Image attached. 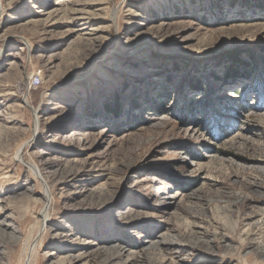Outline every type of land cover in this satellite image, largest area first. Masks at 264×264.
<instances>
[{"label":"rangeland","instance_id":"374dc122","mask_svg":"<svg viewBox=\"0 0 264 264\" xmlns=\"http://www.w3.org/2000/svg\"><path fill=\"white\" fill-rule=\"evenodd\" d=\"M0 5V264H264V0Z\"/></svg>","mask_w":264,"mask_h":264},{"label":"bare ground","instance_id":"6f19581e","mask_svg":"<svg viewBox=\"0 0 264 264\" xmlns=\"http://www.w3.org/2000/svg\"><path fill=\"white\" fill-rule=\"evenodd\" d=\"M0 7H1V5H0ZM29 82V81H28ZM25 102V101H24ZM27 104V103H26ZM21 153V150H19L18 151V153H17V158L18 159H20V156L18 155V154H20ZM33 169H35V171H36V174H37V176L38 177H40V174H39V172H38V169L35 167H32ZM43 199H44V207H43V209H42V214H41V218H42V220H43V223H45V221H46V219H47V217H48V212H47V209H48V204L50 203V197H49V195L48 194H45L44 196H43ZM14 237V236H13ZM17 240H16V238L14 237V239H13V242H16ZM36 245L35 244H31V243H29L28 245H27V247H25L26 248V250H25V253H26V258H25V262H24V264H32V259H33V254H34V252H36V247H35Z\"/></svg>","mask_w":264,"mask_h":264},{"label":"built area","instance_id":"2783aa9c","mask_svg":"<svg viewBox=\"0 0 264 264\" xmlns=\"http://www.w3.org/2000/svg\"><path fill=\"white\" fill-rule=\"evenodd\" d=\"M39 83H40V77L38 75L31 76L28 82L29 89L36 87Z\"/></svg>","mask_w":264,"mask_h":264},{"label":"trees","instance_id":"16d2710c","mask_svg":"<svg viewBox=\"0 0 264 264\" xmlns=\"http://www.w3.org/2000/svg\"><path fill=\"white\" fill-rule=\"evenodd\" d=\"M243 70H244V75H246V74H250V72H251V70L247 71V70L244 69V68H243Z\"/></svg>","mask_w":264,"mask_h":264}]
</instances>
